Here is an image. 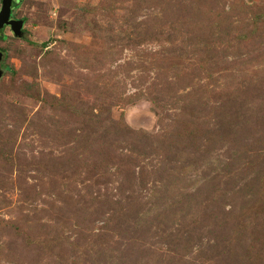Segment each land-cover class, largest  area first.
Returning a JSON list of instances; mask_svg holds the SVG:
<instances>
[{
	"label": "rangeland",
	"instance_id": "374dc122",
	"mask_svg": "<svg viewBox=\"0 0 264 264\" xmlns=\"http://www.w3.org/2000/svg\"><path fill=\"white\" fill-rule=\"evenodd\" d=\"M13 10L0 264H264V0Z\"/></svg>",
	"mask_w": 264,
	"mask_h": 264
},
{
	"label": "water",
	"instance_id": "95a60500",
	"mask_svg": "<svg viewBox=\"0 0 264 264\" xmlns=\"http://www.w3.org/2000/svg\"><path fill=\"white\" fill-rule=\"evenodd\" d=\"M12 0H0V28L7 24L11 27V32L15 36H19L22 34V19L17 18H9L10 10H11ZM2 52L0 51V58ZM3 71L0 69V76Z\"/></svg>",
	"mask_w": 264,
	"mask_h": 264
},
{
	"label": "flooded vegetation",
	"instance_id": "af4514ba",
	"mask_svg": "<svg viewBox=\"0 0 264 264\" xmlns=\"http://www.w3.org/2000/svg\"><path fill=\"white\" fill-rule=\"evenodd\" d=\"M18 3V0H12V3H11V10H10V15H9V18H17L18 19V17H16L15 15H14V5H16ZM5 28H7V29H9L10 31H11V27L9 26V25H7V24H4L1 28H0V35H1V33H2V31L5 29ZM0 51L2 52V55H1V58H0V68L2 69V71L4 70V65L3 64H1V61H2V59L4 58V55H3V53H4V51L3 50H1L0 49Z\"/></svg>",
	"mask_w": 264,
	"mask_h": 264
}]
</instances>
